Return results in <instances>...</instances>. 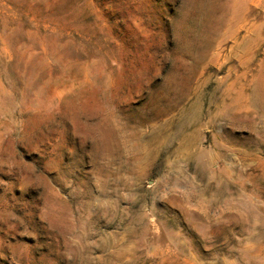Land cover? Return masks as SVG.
<instances>
[{"label": "rangeland", "instance_id": "374dc122", "mask_svg": "<svg viewBox=\"0 0 264 264\" xmlns=\"http://www.w3.org/2000/svg\"><path fill=\"white\" fill-rule=\"evenodd\" d=\"M0 264H264V0H0Z\"/></svg>", "mask_w": 264, "mask_h": 264}]
</instances>
